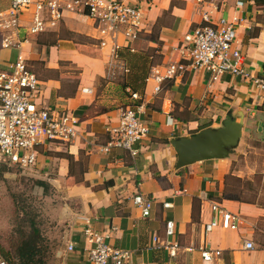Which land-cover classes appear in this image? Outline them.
I'll return each mask as SVG.
<instances>
[{
    "label": "crops",
    "instance_id": "obj_1",
    "mask_svg": "<svg viewBox=\"0 0 264 264\" xmlns=\"http://www.w3.org/2000/svg\"><path fill=\"white\" fill-rule=\"evenodd\" d=\"M127 1L140 6L144 24L141 37L129 46L159 53L158 64L174 58L183 35L200 24L207 12L212 21L236 18V45L245 55L248 70L264 77V4L254 0ZM7 7L8 1L0 0V8ZM32 10L31 5L20 15V32L30 24ZM98 36L88 16L64 8L56 28L24 33L19 48L0 44V70H9L21 51L39 80L36 104L78 118L76 137L38 146L37 162L31 168L58 198L51 204L43 235L56 248L59 264H89L90 244L83 232L87 226L104 234L111 246L132 251L125 264H264V206L222 197L233 153L176 168L177 156L170 144L172 138L218 127L228 115L244 116L242 131L249 130V120L258 128L262 123V131L264 121L255 120L257 113H264L256 89L229 74L212 80L205 72L189 70L165 79L156 92V82L146 78L141 102L134 104L130 99L132 104H126L139 105L149 125L147 136L136 144L137 155L121 148L104 153L101 146L110 136L108 129L117 124L124 93L122 81L109 78L108 69L115 62L125 66L111 55L110 43L98 45ZM118 40L120 48L126 47L122 38ZM85 87L90 92H83ZM137 192L152 199L149 216H143L134 204ZM212 201L239 217L236 229L216 225L205 232L204 225L215 214ZM165 202L171 205L164 207ZM168 220L174 222L172 235L165 234ZM154 236L159 242H153ZM245 241H252L255 249H245ZM165 242L176 245L175 255ZM204 245L220 249L221 254L203 260L200 248Z\"/></svg>",
    "mask_w": 264,
    "mask_h": 264
},
{
    "label": "built area",
    "instance_id": "obj_2",
    "mask_svg": "<svg viewBox=\"0 0 264 264\" xmlns=\"http://www.w3.org/2000/svg\"><path fill=\"white\" fill-rule=\"evenodd\" d=\"M8 7L0 8V44L3 48L20 47L19 32L21 28L20 15L31 5L30 24L24 28L28 35L54 29L58 26L64 8L88 16L97 30L100 47L111 44V55L118 59L120 48L118 38H122L124 46L139 38L144 31L143 14L140 6L127 0H7ZM241 5L242 1H237ZM235 20L219 17L212 21L207 12L202 15V22L190 28L174 49V58L166 63L153 65L147 78L156 82V92L165 79L182 75L186 71H202L212 80L219 79L223 74L239 77L251 84L261 97L264 108V77L252 74L248 70L245 55L236 45ZM133 51L134 49L131 48ZM124 71L125 69L123 67ZM39 91V80L29 69L25 57L18 51L16 59L9 70H0V163H5L20 169L31 168L37 162L38 146L47 142H70L77 133L78 118L71 113L55 114L39 107L35 99ZM83 92L90 89L82 88ZM127 91H129L127 89ZM130 99L137 100V92H131ZM139 105L120 107L117 124L110 127L108 140L101 146V151L107 153L114 148L127 150L131 156L138 153L137 142L145 138L149 125L144 122L138 110ZM264 147V124L262 126ZM134 204L142 211L143 216H149L152 199L143 193H135ZM169 202L163 203L169 207ZM211 208L214 217L204 225L205 232L220 225L225 229H236L239 217L212 201ZM88 248L89 264H125L132 257V251L113 247L105 241L101 234L91 227L84 229ZM165 234H174V222L168 220ZM158 237H153L157 243ZM169 252L175 255V244ZM244 248L255 249L252 241H245ZM264 249V245L262 247ZM73 245H68L72 250ZM203 260L209 261L221 254L220 249L208 246L200 248ZM0 264H8L0 256Z\"/></svg>",
    "mask_w": 264,
    "mask_h": 264
},
{
    "label": "rangeland",
    "instance_id": "obj_3",
    "mask_svg": "<svg viewBox=\"0 0 264 264\" xmlns=\"http://www.w3.org/2000/svg\"><path fill=\"white\" fill-rule=\"evenodd\" d=\"M13 52L15 53V50ZM110 68L109 78L115 82L123 81L127 72L122 68V64L115 62ZM115 92L122 94L121 91ZM122 95L121 107L132 104L128 94ZM255 120L264 121V113H257ZM249 126V130L244 128L237 146L231 152L233 154L230 174L227 176L228 189H233L246 200L264 206L263 133L258 131L254 121L249 120ZM235 179H240V182ZM38 181L41 179L36 177L32 170L0 163V247L11 256L23 235L22 231L28 234L31 224L34 223L44 238V241L39 243L38 256L43 259L41 264H59L55 254L56 248L50 239L46 236L47 240L43 235L44 229L49 226L48 212L51 210V204H55L58 198L49 184L42 185Z\"/></svg>",
    "mask_w": 264,
    "mask_h": 264
},
{
    "label": "trees",
    "instance_id": "obj_4",
    "mask_svg": "<svg viewBox=\"0 0 264 264\" xmlns=\"http://www.w3.org/2000/svg\"><path fill=\"white\" fill-rule=\"evenodd\" d=\"M254 1L264 4V0ZM139 37H141V33ZM151 40L156 41L157 39L151 38ZM131 48L134 50L132 51ZM157 50L159 49L156 48V51ZM117 57L122 59L125 69H127V73L124 75L120 86L123 92L128 94V97L130 96L129 91L137 92L139 99L134 100V104H138L141 102L143 97L144 86L150 69L153 65H156L160 62L158 59L161 58V55H159L157 52H155V54H150L147 53L146 50H136L135 47L126 46L117 50ZM127 89L129 91H127ZM228 175H226L225 189L222 193V197L226 199H237L239 201L251 202L243 197H240L239 194L233 191V189H228ZM235 180L240 182V179ZM38 182L42 185H45L42 181ZM193 218L195 219V217ZM22 234L23 235L18 241L19 243L15 245L13 254L11 256L9 253L4 252L2 247H0V255H2L10 264H41L43 259H41L40 255L38 256L40 251L39 243L44 241L41 231L34 223H32L30 226V232L25 234L22 231Z\"/></svg>",
    "mask_w": 264,
    "mask_h": 264
},
{
    "label": "water",
    "instance_id": "obj_5",
    "mask_svg": "<svg viewBox=\"0 0 264 264\" xmlns=\"http://www.w3.org/2000/svg\"><path fill=\"white\" fill-rule=\"evenodd\" d=\"M23 35L24 29L20 32L21 39ZM243 117L236 119L228 115L218 127H205L189 136L170 139L177 156L176 168L204 159L227 157L242 135Z\"/></svg>",
    "mask_w": 264,
    "mask_h": 264
}]
</instances>
